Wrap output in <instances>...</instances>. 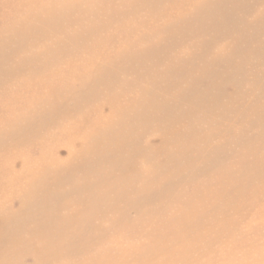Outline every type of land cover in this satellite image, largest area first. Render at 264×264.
Segmentation results:
<instances>
[{
  "label": "rangeland",
  "instance_id": "obj_1",
  "mask_svg": "<svg viewBox=\"0 0 264 264\" xmlns=\"http://www.w3.org/2000/svg\"><path fill=\"white\" fill-rule=\"evenodd\" d=\"M0 264H264V0H0Z\"/></svg>",
  "mask_w": 264,
  "mask_h": 264
}]
</instances>
